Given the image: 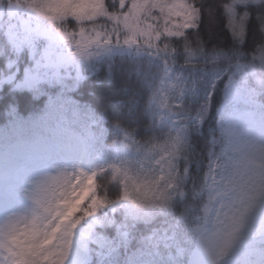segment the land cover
Returning a JSON list of instances; mask_svg holds the SVG:
<instances>
[{"label":"snow or ice","instance_id":"6c2138e0","mask_svg":"<svg viewBox=\"0 0 264 264\" xmlns=\"http://www.w3.org/2000/svg\"><path fill=\"white\" fill-rule=\"evenodd\" d=\"M0 264H264V0H0Z\"/></svg>","mask_w":264,"mask_h":264}]
</instances>
